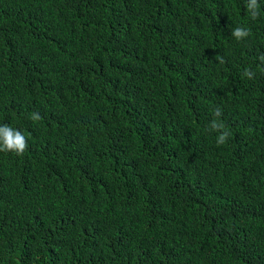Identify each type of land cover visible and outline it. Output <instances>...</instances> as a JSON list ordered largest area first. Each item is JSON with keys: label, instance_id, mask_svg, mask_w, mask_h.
<instances>
[{"label": "trees", "instance_id": "obj_1", "mask_svg": "<svg viewBox=\"0 0 264 264\" xmlns=\"http://www.w3.org/2000/svg\"><path fill=\"white\" fill-rule=\"evenodd\" d=\"M259 3L0 0V264H264Z\"/></svg>", "mask_w": 264, "mask_h": 264}, {"label": "clouds", "instance_id": "obj_2", "mask_svg": "<svg viewBox=\"0 0 264 264\" xmlns=\"http://www.w3.org/2000/svg\"><path fill=\"white\" fill-rule=\"evenodd\" d=\"M246 8L253 20L259 17V0H247ZM231 34L237 41H242L251 35V30L244 27H236L232 30ZM258 59L264 64V54L260 55ZM220 63H224L222 58L220 59ZM261 70L264 71V69ZM243 76L251 80L254 78L255 73L251 69H245ZM213 115L216 118L211 121L209 126L210 130L219 133L216 138L217 145H224L231 136V132L226 128L225 123L219 119L223 115L221 108L217 107ZM30 118L33 121L42 119L38 112L30 114ZM27 148V139L21 131L7 124L0 125V152H12L19 156L22 155Z\"/></svg>", "mask_w": 264, "mask_h": 264}]
</instances>
